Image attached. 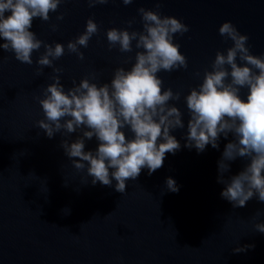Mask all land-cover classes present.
<instances>
[{"label":"water","instance_id":"95a60500","mask_svg":"<svg viewBox=\"0 0 264 264\" xmlns=\"http://www.w3.org/2000/svg\"><path fill=\"white\" fill-rule=\"evenodd\" d=\"M140 7L156 10L155 0H134L128 6L110 0L92 8L87 0H65L49 21L34 19L30 30L66 49L85 31L87 20L94 19L100 31L87 48L81 47L84 60L66 50L54 66L63 69L65 90L92 73L98 85L110 83L116 68H131L137 50L109 51L106 31L127 28L133 17L136 22L128 30H142ZM159 11L190 28L173 41L187 57L188 68L158 73L164 89L182 92L180 101L169 102L185 113V129L172 133L182 147L175 155L166 154L163 167L152 175L145 168L136 181H127L123 194L99 182L92 185L86 170L75 169L64 154L61 140H75L79 131L49 139L38 128L37 121L45 117L37 98H43L55 74L44 67L37 75L43 47L33 53L32 65L0 49V264H264V233L254 228L264 222V215L255 217L264 211V202L253 198L246 207L233 208L220 196L225 186L217 183V162L228 140L222 137L219 150L209 145L198 154L184 148L182 139L188 120L184 96L202 83L216 52L232 46L219 34L221 24L231 21L249 37L251 53L264 54V0H161ZM60 14L64 19L58 21ZM52 24L58 25L56 31ZM241 95L246 99L247 89ZM97 146L93 137L85 151ZM245 163L232 162L225 177L238 174ZM168 177L177 182L178 192L166 190ZM238 241L255 247L235 254Z\"/></svg>","mask_w":264,"mask_h":264},{"label":"clouds","instance_id":"9594fccd","mask_svg":"<svg viewBox=\"0 0 264 264\" xmlns=\"http://www.w3.org/2000/svg\"><path fill=\"white\" fill-rule=\"evenodd\" d=\"M64 2L0 0V39L4 41L0 49L14 53L21 63L32 65L33 53L43 47L36 60L37 75L43 73L44 67L52 68L55 74L51 77L53 83L44 88L43 98H37L45 117L37 121L38 128L49 139L57 133L67 136L79 131L75 140H61L64 154L75 169L86 170L92 185L99 182L123 194L127 181H136L145 168L152 175L163 167L166 154L175 155L181 150L180 141L172 133L185 129V113L169 102L180 101L182 92H174L171 87L164 89V80L158 73L188 68L187 57L173 41L190 28L176 17L162 15L161 0H155L156 10L140 7L137 13L142 30H128L136 22L133 17L126 21L127 28L113 27L106 31L109 51L137 50L131 68H116L110 83L98 85L94 82L97 75L92 73L79 84L73 81V87L65 90L60 76L63 69L55 67L54 61L64 56L66 50L84 60L80 49L88 47L90 39L99 34L100 26L89 18L85 31L69 41L66 49L64 44H48L37 38L30 30L34 19L49 21L50 14L57 12ZM109 2L87 0L90 8ZM121 3L128 6L134 0ZM56 19L63 20V14ZM50 27L56 31L58 25ZM218 31L225 41H232V46L216 52L211 70L204 71L202 83L184 96L188 120L183 147L194 148L199 154L209 145L219 150L222 137L228 140L217 162V183L225 186L220 193L222 199L233 208H243L253 198L264 202V54H252L249 37L241 34L231 21L222 23ZM131 60L129 57L125 63ZM194 75L199 77L200 73ZM242 89H247L246 99L242 98ZM125 129L132 133L131 138ZM93 137L98 142L97 148L85 151L86 141ZM237 159L246 162L243 169L226 178ZM165 188L169 192L179 191L172 177L166 178ZM65 210L69 214L70 210ZM261 215L264 211L255 213V217ZM254 228L255 232L264 233V222L256 223ZM254 247V244L241 246L238 241L233 253H246Z\"/></svg>","mask_w":264,"mask_h":264}]
</instances>
